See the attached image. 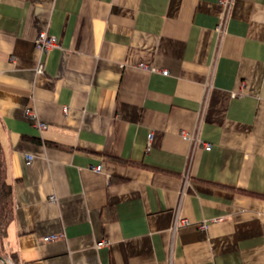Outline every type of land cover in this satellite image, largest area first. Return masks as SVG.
Here are the masks:
<instances>
[{"label":"crops","instance_id":"crops-1","mask_svg":"<svg viewBox=\"0 0 264 264\" xmlns=\"http://www.w3.org/2000/svg\"><path fill=\"white\" fill-rule=\"evenodd\" d=\"M0 147L19 264H264V0H0Z\"/></svg>","mask_w":264,"mask_h":264},{"label":"trees","instance_id":"trees-1","mask_svg":"<svg viewBox=\"0 0 264 264\" xmlns=\"http://www.w3.org/2000/svg\"><path fill=\"white\" fill-rule=\"evenodd\" d=\"M13 211L12 188L7 181L3 151L0 147V264L2 260L7 264H19L16 252L7 244V226L13 218Z\"/></svg>","mask_w":264,"mask_h":264},{"label":"built area","instance_id":"built-area-1","mask_svg":"<svg viewBox=\"0 0 264 264\" xmlns=\"http://www.w3.org/2000/svg\"><path fill=\"white\" fill-rule=\"evenodd\" d=\"M223 28H224V25L221 22V24H219V26H218V30L224 31ZM35 43H36V46L39 49H41L42 51H48V50H50V49H52L54 47H58L59 46L58 38L55 35L50 34L47 30H42V31L39 32V34L37 35V37L35 39ZM42 69H43L42 64H40L38 66L37 70L38 71H41ZM162 72H163V74H167L168 73L167 70H163ZM26 113H27V115H29L31 117H36L35 112H33V110H31L30 108H28L26 110ZM37 124H38V127L41 128V129H44V128L47 127L46 123H44V122H38ZM152 135H153L152 132H150L148 134V140L149 141L152 139ZM183 137L185 139L192 140L195 143V145H198V144L204 145V148L206 150H210L211 149V144L202 142L198 137L192 136L190 134H185V133H183ZM31 158H32L31 156H28V159H31ZM95 169L96 170H100L101 169V166L100 165L95 166ZM50 198L52 200H55L56 197H55L54 194H52L50 196ZM185 222H186V220L181 219L180 217H177L176 222H175V228L177 226H179L180 224L185 223ZM58 236H59V234H48V235H45L43 237V240L44 241L54 240ZM1 264H5V262L2 261Z\"/></svg>","mask_w":264,"mask_h":264},{"label":"water","instance_id":"water-1","mask_svg":"<svg viewBox=\"0 0 264 264\" xmlns=\"http://www.w3.org/2000/svg\"><path fill=\"white\" fill-rule=\"evenodd\" d=\"M3 262H5V264H7V262L6 261H4V260H2Z\"/></svg>","mask_w":264,"mask_h":264}]
</instances>
